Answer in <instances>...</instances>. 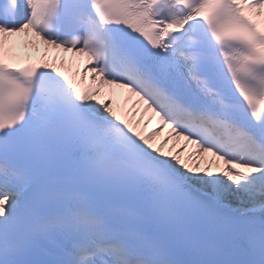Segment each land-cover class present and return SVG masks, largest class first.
I'll return each mask as SVG.
<instances>
[{
	"label": "snow or ice",
	"instance_id": "6c2138e0",
	"mask_svg": "<svg viewBox=\"0 0 264 264\" xmlns=\"http://www.w3.org/2000/svg\"><path fill=\"white\" fill-rule=\"evenodd\" d=\"M0 264H264V0H0Z\"/></svg>",
	"mask_w": 264,
	"mask_h": 264
},
{
	"label": "bare ground",
	"instance_id": "6f19581e",
	"mask_svg": "<svg viewBox=\"0 0 264 264\" xmlns=\"http://www.w3.org/2000/svg\"><path fill=\"white\" fill-rule=\"evenodd\" d=\"M65 70L68 71L69 75H74L76 69H75V66H73L71 71H69L68 69H65ZM77 81L79 82L78 76H77ZM85 83H88V81H85ZM114 99H115V104L113 106L116 107L117 110L121 112L122 116H127V118L129 119H133V117L130 114L131 103L128 100V94L124 90L117 89L115 90ZM138 117H139V113H137V118ZM152 126L153 125H148L147 127H145L143 124H141L140 127L142 131L147 132L151 129ZM168 133H169V129L165 127L163 131L156 136L155 140L158 146L160 145V141L163 139V136ZM181 143H183V141H178L177 138L173 135L168 140V142L163 145V149L164 151H167V152H175L176 148L179 147ZM194 148L195 146L190 144L188 148L185 149L184 152L181 154L182 158L185 159L186 162H188L189 164H194L195 161L200 160L201 165L203 166V163L205 160L214 159L210 155H207L203 158L199 154H193L190 156L189 153H193Z\"/></svg>",
	"mask_w": 264,
	"mask_h": 264
}]
</instances>
